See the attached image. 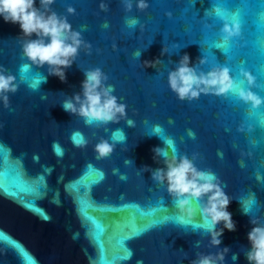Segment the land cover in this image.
Segmentation results:
<instances>
[{"label": "water", "instance_id": "1", "mask_svg": "<svg viewBox=\"0 0 264 264\" xmlns=\"http://www.w3.org/2000/svg\"><path fill=\"white\" fill-rule=\"evenodd\" d=\"M138 3L55 0L82 40L65 81L32 63L29 37L0 18V68L16 85L0 99V264H193L225 246L223 264H248L250 220L264 222V102L254 107L239 90L264 101V0ZM224 17L240 23L227 41ZM185 54L198 73L228 68L235 90L180 99L168 77ZM97 68L126 106L117 120L63 108ZM105 141L113 147L101 157ZM156 148L218 178L237 225L219 247L200 212L207 196L192 199L189 216L153 178L166 169Z\"/></svg>", "mask_w": 264, "mask_h": 264}, {"label": "clouds", "instance_id": "2", "mask_svg": "<svg viewBox=\"0 0 264 264\" xmlns=\"http://www.w3.org/2000/svg\"><path fill=\"white\" fill-rule=\"evenodd\" d=\"M55 0H0V18L5 23L18 24L20 32L24 37H29L23 43L25 56L34 64L49 66V74L59 77L65 81V69L70 67L78 54L82 44L81 34L72 29L67 18L59 15L52 9ZM140 8L146 7V0H139ZM101 7H106L101 5ZM131 8V3H128ZM72 7L68 12H73ZM225 23L222 29L224 40L239 35L240 23L233 19L232 23ZM131 24H135L132 21ZM35 34V39L31 37ZM154 65V61H146ZM249 83L254 77L245 72ZM107 79L101 69L89 70L85 73L82 81L83 95L77 93L73 98L63 103V108L72 113H78L86 118L88 122L93 120L108 122L117 120L125 115L126 106L118 103L117 97L112 94V86H105ZM15 77L6 75L3 68H0V99L7 104L9 91H15ZM169 85L180 99H193L201 92L214 91L223 94L229 90H235L236 86L229 75L228 68H215L208 73L197 72L190 64V57L185 54L176 69L169 73ZM239 96L245 102H251L255 107L262 102L261 97L251 91L239 90ZM131 125L133 122L128 121ZM112 145L106 141L97 145V151L101 157L107 156L112 151ZM156 154L165 157L166 169L158 168L152 175L157 181H167L168 191L177 198V206L182 212L192 216L195 209L191 206L192 199H199L207 196V200L200 209L204 226L209 233L212 246L219 247L222 243V236L228 231L236 230V222L232 213L228 210L230 199L223 191L218 178L211 172L198 170L193 161L186 156L178 158L175 154L171 157L160 148L154 149ZM245 214L250 208H245ZM223 222V227L217 225ZM252 228L247 234L249 247L246 252L248 264H264V222L259 218L250 220ZM230 249L225 246L222 250L212 254H200L193 264H223L225 255ZM233 259H238L234 255Z\"/></svg>", "mask_w": 264, "mask_h": 264}]
</instances>
